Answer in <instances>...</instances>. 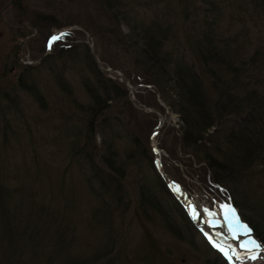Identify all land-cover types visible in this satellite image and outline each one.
<instances>
[{
  "label": "trees",
  "instance_id": "obj_1",
  "mask_svg": "<svg viewBox=\"0 0 264 264\" xmlns=\"http://www.w3.org/2000/svg\"><path fill=\"white\" fill-rule=\"evenodd\" d=\"M101 1L110 15L103 31L108 41L136 53L134 65L142 77L131 81L152 84L180 115L185 154L196 156L210 185L226 192L238 217L264 246V39L254 46L249 38L252 30L264 32V0H197L194 5L175 0L179 10L173 9V17L180 14L179 26L168 19V2L164 11L157 9L160 0ZM20 3L13 0L12 8ZM224 10L230 12L228 30ZM33 19L45 41L62 27L55 26L51 14L36 13ZM121 24L133 36H121ZM74 35L80 33L55 42L53 53L37 66L19 65L15 85L3 89L1 97L5 108L16 107L10 92L20 90L45 109L42 71L70 95L66 76L79 77L90 98L80 108L87 121L64 124L56 145L66 168H76L87 185L94 203L91 216L80 231L54 204L55 197L0 179V264H170L151 240L131 256L125 252L123 226L132 218L124 219L131 214L136 221L158 219L173 239L210 257L208 264H227L194 227L150 150L122 119L127 110L137 116L125 87L101 73ZM247 48L252 51L245 53ZM3 123L6 141L10 129Z\"/></svg>",
  "mask_w": 264,
  "mask_h": 264
},
{
  "label": "rangeland",
  "instance_id": "obj_2",
  "mask_svg": "<svg viewBox=\"0 0 264 264\" xmlns=\"http://www.w3.org/2000/svg\"><path fill=\"white\" fill-rule=\"evenodd\" d=\"M160 1L157 9L165 11V3L168 2V19L179 26L180 14L173 17V9L179 10L177 6L174 7L178 2ZM189 1L191 5L198 3L197 0ZM12 2L13 0H0V179L11 186L24 183L43 196L55 197L54 204L71 216L73 224H78L80 231L91 216L89 210L94 203L87 185L76 168H66L65 155L60 154V147L56 145V138L64 124L83 126L84 121H87L80 108L90 104V98L79 77L72 72L67 74V82L72 88L70 95L58 88L51 76L48 77L42 71L39 74V87L46 99L45 109L39 108L31 96L20 90L10 92L16 98V107L9 104L8 109L5 108L7 102L1 97L3 89L9 90L15 85L19 65L37 66L43 58L53 53L54 43L59 40L53 39L54 37H61V34L73 36L76 32L80 35H74L77 38L75 43L83 42L88 47L89 54L96 56L97 60L94 62L101 73L125 87L127 99L137 116L134 119L129 115L130 110H127L122 119L127 121L150 150L159 174L170 190H173L189 220L192 221L182 200L184 192L214 211L219 206H226L238 217L226 192L210 185L202 163L197 162L196 156L185 154L180 144L185 126L180 115L172 111L152 84H134L131 81L135 77H142L139 68L135 66L138 59L134 55L135 51L116 47L108 41L109 37L103 31L105 32L110 15L102 9L101 0H22L20 8H12ZM36 13L51 14L54 16L55 26H62L53 29L52 36L47 41L40 34V27L32 24ZM221 13L223 25L228 30V24L232 25L230 12L224 10ZM151 15L153 14H148L147 18ZM235 27L232 26V29L235 30ZM119 32L127 38L133 36L124 24H121ZM249 38L255 46L260 39H264V32L259 35L252 30ZM245 51L248 53L252 50L247 48ZM8 110L11 111L6 112ZM3 122L8 123L10 129L6 132V141ZM153 126L156 127L152 129ZM96 140L99 144V140ZM129 220L130 223H125ZM124 223L126 226L122 225V235H125L124 243L127 245L124 251L130 256L136 248L149 247L150 244L146 241L151 240L157 244L160 253L166 255L170 264H208L207 260H211L173 239L164 231L158 219H154L152 223L144 218L136 221L131 214L128 219H124ZM192 223L194 227L197 226L194 221ZM196 228L199 229L198 226ZM262 247L264 248L263 245ZM221 255L227 264H264L262 251L244 250L235 257H226L223 253ZM252 255H255V259H252Z\"/></svg>",
  "mask_w": 264,
  "mask_h": 264
},
{
  "label": "bare ground",
  "instance_id": "obj_3",
  "mask_svg": "<svg viewBox=\"0 0 264 264\" xmlns=\"http://www.w3.org/2000/svg\"><path fill=\"white\" fill-rule=\"evenodd\" d=\"M182 200L192 221L226 257H235L239 255L240 251L244 250L264 252V248L252 236L250 229H247L235 217L230 208L219 206L214 211L209 206L202 205L197 199L188 196L185 192Z\"/></svg>",
  "mask_w": 264,
  "mask_h": 264
},
{
  "label": "water",
  "instance_id": "obj_4",
  "mask_svg": "<svg viewBox=\"0 0 264 264\" xmlns=\"http://www.w3.org/2000/svg\"><path fill=\"white\" fill-rule=\"evenodd\" d=\"M10 4H11V2L8 4V6H10ZM92 55H93L94 61H96V60H97L96 56H95L94 54H92ZM159 128H160V127H158V129H159ZM158 129H157V130H158ZM243 225L247 228V226H246L244 223H243ZM196 227H197V226H196ZM197 229H198V228H197ZM247 229H249V228H247ZM198 230L202 233L203 237L206 238L205 235L203 234V232H202L200 229H198ZM250 231H251V229H250ZM251 233H252V231H251ZM252 236L254 237L253 233H252ZM256 240H257V239H256ZM207 241H208V240H207ZM257 241H258V240H257ZM208 242H209L210 245H212V243H211L210 241H208ZM258 243H259V245L262 246V243H261V242L258 241ZM215 250H216V251H219L218 249H215Z\"/></svg>",
  "mask_w": 264,
  "mask_h": 264
},
{
  "label": "snow or ice",
  "instance_id": "obj_5",
  "mask_svg": "<svg viewBox=\"0 0 264 264\" xmlns=\"http://www.w3.org/2000/svg\"><path fill=\"white\" fill-rule=\"evenodd\" d=\"M64 34H61V37H54L53 39H60L63 37ZM223 251V249H221ZM252 259H255V256L252 257Z\"/></svg>",
  "mask_w": 264,
  "mask_h": 264
}]
</instances>
